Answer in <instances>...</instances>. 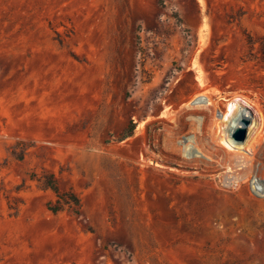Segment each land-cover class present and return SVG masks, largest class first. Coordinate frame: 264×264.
<instances>
[{
    "label": "rangeland",
    "instance_id": "rangeland-1",
    "mask_svg": "<svg viewBox=\"0 0 264 264\" xmlns=\"http://www.w3.org/2000/svg\"><path fill=\"white\" fill-rule=\"evenodd\" d=\"M0 264H264V0H0Z\"/></svg>",
    "mask_w": 264,
    "mask_h": 264
},
{
    "label": "trees",
    "instance_id": "trees-1",
    "mask_svg": "<svg viewBox=\"0 0 264 264\" xmlns=\"http://www.w3.org/2000/svg\"><path fill=\"white\" fill-rule=\"evenodd\" d=\"M135 128V124L132 120L129 121L127 128L123 131V133L117 138V141H121L131 136L133 130ZM48 187L54 192L55 200L53 202L47 203V209L56 214L58 212L63 211L65 208L74 207L73 212L76 215L80 214V201L78 196L71 190L68 191H60L54 184H52L51 180L47 182Z\"/></svg>",
    "mask_w": 264,
    "mask_h": 264
},
{
    "label": "bare ground",
    "instance_id": "bare-ground-1",
    "mask_svg": "<svg viewBox=\"0 0 264 264\" xmlns=\"http://www.w3.org/2000/svg\"><path fill=\"white\" fill-rule=\"evenodd\" d=\"M201 85H204V84H201ZM204 97H206V96H199V97H196L195 99H193V101L192 102H202L203 100H205V98ZM204 102V101H203ZM234 108V107H233ZM230 113V112H229ZM223 116H225V115H223ZM227 116H228V114H227ZM230 116V115H229ZM237 119V118H236ZM226 120V119H225ZM238 123V120L235 122L234 121V123H233V125L234 124H237ZM230 130V129H229ZM236 144H241V143H236ZM236 162H237V164L238 165H242V164H244V162L242 161V160H240V159H237L236 160Z\"/></svg>",
    "mask_w": 264,
    "mask_h": 264
},
{
    "label": "water",
    "instance_id": "water-1",
    "mask_svg": "<svg viewBox=\"0 0 264 264\" xmlns=\"http://www.w3.org/2000/svg\"><path fill=\"white\" fill-rule=\"evenodd\" d=\"M237 133L239 135V139L243 140V138L245 136V129L244 128H237Z\"/></svg>",
    "mask_w": 264,
    "mask_h": 264
}]
</instances>
